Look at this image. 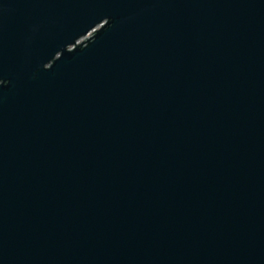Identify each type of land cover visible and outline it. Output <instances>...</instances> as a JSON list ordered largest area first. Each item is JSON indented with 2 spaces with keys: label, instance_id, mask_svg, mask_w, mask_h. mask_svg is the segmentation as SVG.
<instances>
[{
  "label": "water",
  "instance_id": "water-1",
  "mask_svg": "<svg viewBox=\"0 0 264 264\" xmlns=\"http://www.w3.org/2000/svg\"><path fill=\"white\" fill-rule=\"evenodd\" d=\"M0 264H264V0H0Z\"/></svg>",
  "mask_w": 264,
  "mask_h": 264
},
{
  "label": "built area",
  "instance_id": "built-area-1",
  "mask_svg": "<svg viewBox=\"0 0 264 264\" xmlns=\"http://www.w3.org/2000/svg\"><path fill=\"white\" fill-rule=\"evenodd\" d=\"M86 37H87V36H86ZM86 37H85V38H86Z\"/></svg>",
  "mask_w": 264,
  "mask_h": 264
}]
</instances>
